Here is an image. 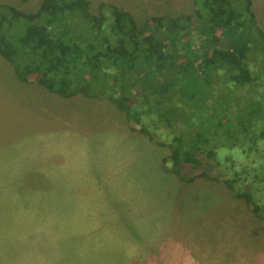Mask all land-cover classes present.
Returning <instances> with one entry per match:
<instances>
[{"label": "rangeland", "instance_id": "obj_1", "mask_svg": "<svg viewBox=\"0 0 264 264\" xmlns=\"http://www.w3.org/2000/svg\"><path fill=\"white\" fill-rule=\"evenodd\" d=\"M41 1L0 0V5L34 12ZM86 1L90 14L113 5L137 26H152L161 15L194 14L196 7L193 0ZM250 1L251 36L244 53L252 76L258 77L247 87L255 92L245 97L261 96L253 100L262 112L251 127L262 133L264 0ZM238 5L245 20L244 1ZM192 21L181 36L191 39L193 50H208L211 42L199 21ZM11 52L0 51V264H264V219L226 182L250 192L258 186L263 136L212 146L214 152L202 163L213 178L184 181L164 168L180 121L165 126L155 113H147L137 124L108 97L82 90L67 96L52 92ZM244 89L224 81L217 87L222 106L204 108L219 112L229 106L227 118L234 120V112L242 111L237 100ZM85 228L103 233L99 243L91 242L95 252L86 244Z\"/></svg>", "mask_w": 264, "mask_h": 264}, {"label": "trees", "instance_id": "obj_2", "mask_svg": "<svg viewBox=\"0 0 264 264\" xmlns=\"http://www.w3.org/2000/svg\"><path fill=\"white\" fill-rule=\"evenodd\" d=\"M240 1L193 0L194 14L161 15L152 26H137L113 5L90 14L86 0H42L34 12L0 5V51H12V58L25 62L37 83L52 92L67 96L82 90L108 97L137 124L147 113H155L165 126L180 121L164 168L184 181L199 175L213 178L202 163L214 152L212 146L231 147L264 137V128L257 133L251 127L262 112L261 103L255 108L253 100L261 96L256 92L255 99L245 97L255 92L247 87L258 76H252L244 53L251 36V1L243 0L245 20L238 10ZM193 17L211 42L208 50H193L191 39L181 36L193 25ZM213 44L219 47L214 50ZM227 80L245 88L237 100L242 111L236 109L234 120L227 118L229 106L219 112L204 108L222 106L217 87ZM140 130L151 135L146 126ZM261 174V180L260 173L255 174L258 186L249 187L252 193L226 182L233 195L245 197L251 211L264 219V170Z\"/></svg>", "mask_w": 264, "mask_h": 264}, {"label": "crops", "instance_id": "obj_3", "mask_svg": "<svg viewBox=\"0 0 264 264\" xmlns=\"http://www.w3.org/2000/svg\"><path fill=\"white\" fill-rule=\"evenodd\" d=\"M2 144H3V139H0V146H2ZM0 150H1V148H0ZM0 159L1 160L3 159L2 154H0ZM1 165H2V162H0V167H1ZM2 170L3 169L0 168V171H2ZM3 190L4 189H0L1 195L4 194V191ZM100 232H102V231H100V230H92L90 228H85V237L87 236L86 233L89 236L87 238V243H86V244H88V248H91L89 251H93V252L97 251V250H93L92 249L91 242H94L95 241V242L99 243V241H97L96 239H97V237H102L103 236V233H100ZM101 234H102V236H101ZM91 238H93V239H91Z\"/></svg>", "mask_w": 264, "mask_h": 264}]
</instances>
